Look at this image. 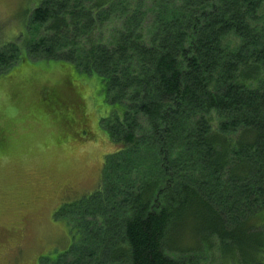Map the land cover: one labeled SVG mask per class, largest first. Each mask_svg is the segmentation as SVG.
<instances>
[{
  "label": "trees",
  "instance_id": "obj_1",
  "mask_svg": "<svg viewBox=\"0 0 264 264\" xmlns=\"http://www.w3.org/2000/svg\"><path fill=\"white\" fill-rule=\"evenodd\" d=\"M30 28L0 73L68 61L121 108L101 185L61 207L70 247L40 264H264V0H42Z\"/></svg>",
  "mask_w": 264,
  "mask_h": 264
},
{
  "label": "rangeland",
  "instance_id": "obj_2",
  "mask_svg": "<svg viewBox=\"0 0 264 264\" xmlns=\"http://www.w3.org/2000/svg\"><path fill=\"white\" fill-rule=\"evenodd\" d=\"M41 1L0 0V47L25 53ZM113 108L100 74L68 61L31 57L0 73V264H40L70 247L61 207L101 185L117 149L101 126ZM213 243L209 259L227 262Z\"/></svg>",
  "mask_w": 264,
  "mask_h": 264
}]
</instances>
